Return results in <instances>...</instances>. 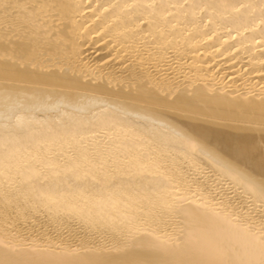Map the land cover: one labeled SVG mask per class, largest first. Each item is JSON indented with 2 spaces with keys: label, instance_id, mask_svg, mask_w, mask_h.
<instances>
[{
  "label": "bare ground",
  "instance_id": "bare-ground-1",
  "mask_svg": "<svg viewBox=\"0 0 264 264\" xmlns=\"http://www.w3.org/2000/svg\"><path fill=\"white\" fill-rule=\"evenodd\" d=\"M0 264H264V0H0Z\"/></svg>",
  "mask_w": 264,
  "mask_h": 264
}]
</instances>
